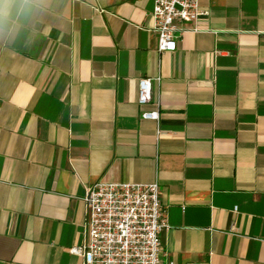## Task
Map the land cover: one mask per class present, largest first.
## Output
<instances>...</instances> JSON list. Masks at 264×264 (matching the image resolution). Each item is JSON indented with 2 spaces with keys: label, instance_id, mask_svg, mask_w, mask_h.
<instances>
[{
  "label": "crops",
  "instance_id": "1",
  "mask_svg": "<svg viewBox=\"0 0 264 264\" xmlns=\"http://www.w3.org/2000/svg\"><path fill=\"white\" fill-rule=\"evenodd\" d=\"M200 7L159 54L153 0H0V264H83L99 182L159 183L166 264H264V0Z\"/></svg>",
  "mask_w": 264,
  "mask_h": 264
},
{
  "label": "built area",
  "instance_id": "2",
  "mask_svg": "<svg viewBox=\"0 0 264 264\" xmlns=\"http://www.w3.org/2000/svg\"><path fill=\"white\" fill-rule=\"evenodd\" d=\"M152 31L159 54L173 53L186 32L201 31L206 15L200 0H153ZM161 78L139 80L138 104L147 106ZM160 104L143 111L142 119L159 122ZM163 133L158 130V138ZM82 243L70 250L83 264H166L161 236L170 229L168 210L158 182L151 184L99 182L86 187ZM237 212V208H235Z\"/></svg>",
  "mask_w": 264,
  "mask_h": 264
}]
</instances>
